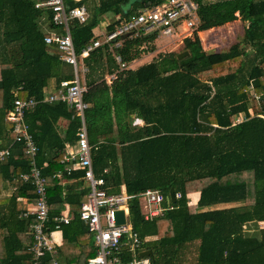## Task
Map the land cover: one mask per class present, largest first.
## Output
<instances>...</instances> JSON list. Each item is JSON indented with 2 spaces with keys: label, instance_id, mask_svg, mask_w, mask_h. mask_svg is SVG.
Wrapping results in <instances>:
<instances>
[{
  "label": "trees",
  "instance_id": "trees-1",
  "mask_svg": "<svg viewBox=\"0 0 264 264\" xmlns=\"http://www.w3.org/2000/svg\"><path fill=\"white\" fill-rule=\"evenodd\" d=\"M38 1L0 0V149L10 145L0 162V184L9 180L14 186L7 204L0 200L4 203L0 205V264H27L32 258L35 217H23L17 200L33 201L35 196L34 186L19 178L30 168L29 156L21 142H12L11 124L4 115L15 97L39 100L24 117L38 146L36 164L46 178L48 229H53L54 217L65 202L70 208L71 220L60 228L64 245L58 251L65 243L75 248L80 236H90L78 214L87 191L78 190L83 170L67 173L60 163L64 143L76 140L79 118L72 117L73 110L64 102L41 101L46 88L54 83L57 89L61 81L71 80L73 70L60 57L57 45L44 40L50 33L64 32L53 23L50 8L35 6ZM86 1L63 3L70 9ZM163 1L96 0L86 22L70 23L76 53L96 36L104 14L126 18ZM193 1L198 24L192 37L183 38L187 56L177 59L178 52L161 53L135 68L118 70L114 53L127 64L153 50L152 45L142 49L156 38L146 34L123 38L113 51L97 47L83 58L87 68L83 99L89 103L84 116L93 146V171L103 176L111 193L138 194L146 189L162 193L166 209L149 219L144 218L138 197L128 203L132 229L143 247L152 250L151 264L176 260L181 248L195 241V264H264V227H258L264 222V0ZM42 17L57 32L40 30ZM236 19L244 22L240 41L224 51L203 48L198 31ZM116 23V19L109 22L105 30ZM109 74H114L110 81L105 77ZM59 117L69 120L65 130L55 127ZM136 119L143 123L133 124ZM60 178L76 179L74 189L64 192ZM171 187L179 194L173 202ZM194 193L198 198L189 204ZM252 226L257 227L248 233ZM78 247L73 264H87L95 247L89 243ZM59 255L46 253L41 264ZM130 255L124 246L123 258Z\"/></svg>",
  "mask_w": 264,
  "mask_h": 264
},
{
  "label": "built area",
  "instance_id": "built-area-1",
  "mask_svg": "<svg viewBox=\"0 0 264 264\" xmlns=\"http://www.w3.org/2000/svg\"><path fill=\"white\" fill-rule=\"evenodd\" d=\"M36 7H48L52 10V21L55 25L61 26L63 34L50 33L45 37L47 43H55L60 50V57L71 64L73 78L63 80L60 87L52 92L44 93L42 102L61 101L73 110L72 117H78L80 121L76 132V140L72 146L66 144L65 152L60 159L67 173L79 168L83 170L80 177L81 190L86 188L82 202L79 207V217L87 226L93 237L95 254L88 257L87 264H151L149 256L140 257L138 253L144 250L143 241L132 229L129 220V200L138 197L143 216L149 219L162 214L166 207L162 204L164 199L158 189H146L138 194H127L125 190L111 193L105 186L103 176H96L92 167V148L89 143L88 131L85 122L84 112L89 107L83 99L86 86L83 73L86 66H79V61L87 57L89 53L100 46H107L113 51L122 45L123 38H138L146 34L156 36H173L183 39L189 36L185 30L194 31L198 24L197 4L193 0H165L160 4L144 7L138 13L126 18L116 20L112 30L96 34L80 51L76 53L72 36L70 33V23L77 20L79 23L86 22L89 14L83 5L66 9L63 0H40L35 3ZM181 30V32H179ZM187 33V34H186ZM115 58L120 64V68L125 66L121 62L118 54ZM114 74L108 75L110 81ZM39 102L38 99L29 96L25 98L15 97L10 109L6 110L5 120L11 124L13 143L21 142L24 153L29 156V170L19 174L23 181L30 182L35 189L33 207L21 212L23 217L33 215L35 221L32 224L33 243L29 250L31 261L27 264H41L46 253L56 252L52 239L53 230H59L62 224H67L71 220L70 212H61L54 217L53 229H48V202L46 178L42 175L40 168L36 164V154L38 146L32 133L28 130L25 121V112L34 107ZM10 146V145H9ZM5 146L0 149V162L9 154L10 148ZM108 170L104 168L103 172ZM179 194H175V197ZM116 210H123L124 222L116 223ZM128 246L131 253L129 259L123 258V247ZM47 264H61L56 257H53Z\"/></svg>",
  "mask_w": 264,
  "mask_h": 264
},
{
  "label": "rangeland",
  "instance_id": "rangeland-1",
  "mask_svg": "<svg viewBox=\"0 0 264 264\" xmlns=\"http://www.w3.org/2000/svg\"><path fill=\"white\" fill-rule=\"evenodd\" d=\"M206 1H215V0H206ZM109 15H105L101 17V20L99 24L97 25L96 31L102 30V27L106 23ZM244 22L240 19H236L234 21L225 23L222 26H219L217 28H211L204 31H198V36L202 42V46L205 50L208 52L213 51H224L227 50L230 45L234 42L240 41L242 38V28H243ZM190 30H185L189 34V37L193 36V32ZM181 32V30H179ZM186 33V34H187ZM159 37V36H158ZM160 40L156 41V45H154V40L148 43L147 47L152 45L155 47V51L152 52H142L140 58L138 59L141 62L149 61L153 57H156L158 54H166L168 52H180L183 48V40L180 41V38H177V35L174 34L173 36H167L162 35L160 36ZM144 49V48H142ZM249 47H247V52ZM137 60V61H138ZM137 63V62H136ZM241 116L240 114L237 116V120H240ZM143 122L139 119H136L133 121V124L135 125H141ZM197 199V194H190L189 195V204H193ZM258 227H264V222H259ZM256 226L250 227L249 230H246L252 233V231H255ZM90 240L93 241L92 235L90 236ZM197 245L198 242L195 241L191 244H188L184 248H181V250L178 252V257L176 260L170 261V263L167 264H195L196 262V254H197Z\"/></svg>",
  "mask_w": 264,
  "mask_h": 264
},
{
  "label": "crops",
  "instance_id": "crops-1",
  "mask_svg": "<svg viewBox=\"0 0 264 264\" xmlns=\"http://www.w3.org/2000/svg\"><path fill=\"white\" fill-rule=\"evenodd\" d=\"M95 3H96V0H87L84 4H83V6L85 7V9L87 10V12H88V14H91L92 12H91V10H93V5H95ZM105 15H109L108 17V19H107V21H106V23L104 24V26L102 27V30H100V31H96V28H95V32H97L98 34H100V33H103V32H105L106 30V26H107V24L109 23V22H111V21H113V20H115L116 18H117V16L118 15H116V14H113V13H107V14H104L103 16H105ZM39 28H40V30H42V31H44V32H57V30H58V28H54V27H50L49 26V24H48V22H47V19L45 18V17H42L41 18V20L39 21ZM204 31V30H203ZM160 36L158 37V36H156V38L154 39V45H156V41H159L160 40ZM183 39H180V41H182ZM148 45V43H144V45H143V48L144 49H147V48H149V46L147 47V45ZM151 46V45H150ZM110 51V50H109ZM152 52V51H155V47L153 46V50H146V51H144V52ZM141 56V55H140ZM140 56L138 57V58H136L135 60H133V61H131V62H129V63H127V64H125V66L123 67V68H120V64L118 63V61L116 60V58H115V55L113 54V57H114V59H115V62L117 63V64H119V69L118 70H121V69H124V68H135L136 66H138V65H140V64H143V63H145V62H148V61H145V62H141V61H139L138 59L140 58ZM153 59V58H152ZM151 59V60H152ZM138 60V61H137ZM150 61V60H149ZM137 62V63H136ZM79 66L80 67H82V66H85L84 65V62L83 61H79ZM127 66V67H126ZM110 75H112V74H109V76ZM106 77V80H107V77H108V75H106L105 76ZM55 90V88H54V83H52L51 84V87H49V88H46L45 90H44V93H49V92H52V91H54ZM140 120V119H139ZM142 121V120H141ZM68 122H69V120L67 119V118H64V117H59L58 119H57V121H56V123H55V127H56V129L58 130V131H61V130H65V128H66V126H67V124H68ZM66 144H69L70 146H72L74 143H69V142H65L64 143V146H66ZM45 165V164H44ZM107 170H108V168H106ZM104 170V169H103ZM70 173V172H69ZM57 174H59V173H57ZM75 180L76 179H67V178H60V183L64 186L65 185V187H64V192H67L68 190H72V189H74V185H73V183L72 182H75ZM77 181V180H76ZM78 190L80 191L81 190V188L80 187H78ZM14 191V186L10 183V181L9 180H5L4 182H3V184L1 185L0 184V200L1 201H6V203L5 204H7V202H8V198L11 196V194H12V192ZM197 194V198H198V193H196ZM35 197V196H34ZM34 199V198H33ZM17 200H19V202L21 203V206H22V212L24 211V210H27L28 208H32L33 207V201L32 200H29V199H27L26 197H18L17 198ZM197 200V199H196ZM2 204H4V203H2ZM2 204H0V205H2ZM70 210V208H69V205H68V203H64V207H63V209L60 211V213L61 212H66V211H68V212H70L69 211ZM257 227V226H256ZM261 227V226H260ZM89 235H85V236H80L79 237V239L78 240H81L80 242L82 243V244H92L93 246H94V244H93V241L92 240H90V236H91V234H90V236L88 237ZM52 239H53V241H54V245H55V250L57 251V252H60V255L59 256H57V259H58V261L61 263V264H67V263H69V264H73L74 263V261H73V259L75 258V257H77L78 256V250H79V245L81 244V243H79V245L78 246H76L75 248H77V249H75L74 248V246H71L72 244H66L65 243V247L61 250V251H58V247L59 246H62V245H64V241H63V236H62V231H61V229H59V230H53V232H52ZM87 242V243H86ZM95 247V246H94ZM58 255V254H57ZM90 257V256H89Z\"/></svg>",
  "mask_w": 264,
  "mask_h": 264
},
{
  "label": "water",
  "instance_id": "water-1",
  "mask_svg": "<svg viewBox=\"0 0 264 264\" xmlns=\"http://www.w3.org/2000/svg\"><path fill=\"white\" fill-rule=\"evenodd\" d=\"M187 55H188V51L187 50H182V51H180V52L177 53L176 57H177V59H181V58H183V57H185ZM5 114H6V111H5ZM169 198L171 199L172 202L175 200L174 187H171L169 189ZM115 216H116V223L117 224L124 222V212H123V210H116L115 211ZM138 255L140 257L151 256L152 255V250L151 249L141 250L138 253Z\"/></svg>",
  "mask_w": 264,
  "mask_h": 264
}]
</instances>
